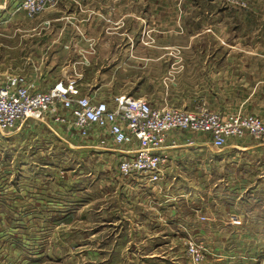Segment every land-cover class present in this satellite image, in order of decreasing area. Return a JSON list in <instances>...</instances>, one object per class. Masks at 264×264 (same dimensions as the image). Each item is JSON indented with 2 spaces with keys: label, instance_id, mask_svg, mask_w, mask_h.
<instances>
[{
  "label": "rangeland",
  "instance_id": "obj_1",
  "mask_svg": "<svg viewBox=\"0 0 264 264\" xmlns=\"http://www.w3.org/2000/svg\"><path fill=\"white\" fill-rule=\"evenodd\" d=\"M195 1H216L224 8L225 28L219 25V33L221 28L225 34L222 47L241 52L226 61L214 84L196 73L184 75L182 71L171 77L166 65L154 66L151 59L86 55L59 57V65L70 68L62 79H76L82 93L110 107L117 95L126 94L157 106L173 105L193 112L242 110L264 117V0ZM12 28L13 22L2 17L0 81L10 73L26 74L25 53L18 61L8 56ZM45 121H27L9 134H0V264H160V259L184 253L182 240L187 235L179 240L172 233L155 235L150 229L153 223L143 224L134 235L138 228L132 225L142 219L127 221L119 218L120 211L114 212L125 204L120 200L128 192L125 177L115 169L119 152L106 149V143L84 146L89 142L65 135L59 138L55 133L59 127L48 116ZM251 144L249 138L231 139L225 146ZM210 145L209 137L179 130L163 144L166 148ZM244 162L253 164L246 167L247 180L242 185L232 182L237 164L229 160L221 173L230 183L190 187L191 191L243 194L253 190L264 196V158L256 151ZM9 194L28 202L6 201ZM130 194L133 201L140 195L132 189ZM9 209L16 212L8 214ZM31 209V215L25 213ZM190 236L203 241L205 260L216 257L212 247L204 246L205 237ZM176 242L180 250L172 245ZM262 255V249L251 251L252 263L258 264Z\"/></svg>",
  "mask_w": 264,
  "mask_h": 264
},
{
  "label": "crops",
  "instance_id": "obj_2",
  "mask_svg": "<svg viewBox=\"0 0 264 264\" xmlns=\"http://www.w3.org/2000/svg\"><path fill=\"white\" fill-rule=\"evenodd\" d=\"M19 1L0 0V22L4 16L13 22L8 56L18 61L25 53L26 75L39 88H47L66 77L70 68L63 63L59 65V57L151 59L154 66L166 65L168 73H173L169 74L171 77L182 71L184 75L196 73L206 76L207 83L211 80L214 84L224 71L226 61L241 54L222 47L225 34L221 28L219 33V25L225 28V11L216 1L62 0L32 20L21 17L22 13L16 11ZM1 40L0 33V44ZM148 102L156 107L165 106ZM256 151L261 153V148L255 144L220 148L213 145L167 147L164 152L169 156V163L162 180L153 185L142 175L122 178L128 192L120 200L125 204L121 203L122 207L118 206L114 212L120 211L119 218L127 221L142 219V223L132 225L138 228L132 234L138 235L143 224L153 223L150 229L155 235L172 233L177 240L182 235H202L206 241L204 246L212 247L217 255L213 260L205 255L207 260L204 258L201 264H253L251 251L264 250V196L253 190L243 194H205L193 192L190 187L230 183L231 179L221 173L229 160L237 164L233 168L232 182L239 181L242 185L247 180L246 167L253 164L244 161ZM122 156L119 152L118 162ZM209 166L213 168L207 169ZM130 189L139 192L138 200H132ZM5 199L15 202L18 198L9 194ZM11 211L16 212V209H9L8 214ZM25 213L31 215L33 210ZM184 240V253L180 251L158 262L190 264ZM177 244L172 243L175 247ZM241 251L249 252L246 255Z\"/></svg>",
  "mask_w": 264,
  "mask_h": 264
},
{
  "label": "built area",
  "instance_id": "obj_3",
  "mask_svg": "<svg viewBox=\"0 0 264 264\" xmlns=\"http://www.w3.org/2000/svg\"><path fill=\"white\" fill-rule=\"evenodd\" d=\"M60 1L22 0L16 11L32 19ZM45 116L59 127L57 137L88 141L84 146H91V141L94 146L106 143V149L123 155L118 162L123 177L142 175L153 185L164 176L169 156L163 144L175 130L205 134L218 148L231 139L247 137L261 148L264 158V117L256 113L156 107L128 95L116 96L110 107L104 100L82 94L76 79H59L47 88H39L21 73H10L0 81V134H9L27 121L47 123ZM126 146L130 148L122 150ZM195 239L188 235L184 240L185 254L190 264H201L205 250L202 241ZM258 264H264V255Z\"/></svg>",
  "mask_w": 264,
  "mask_h": 264
}]
</instances>
